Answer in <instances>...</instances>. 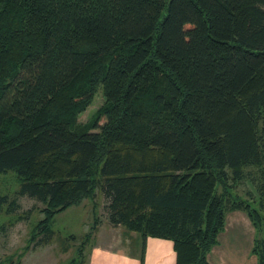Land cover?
<instances>
[{"label": "trees", "instance_id": "trees-1", "mask_svg": "<svg viewBox=\"0 0 264 264\" xmlns=\"http://www.w3.org/2000/svg\"><path fill=\"white\" fill-rule=\"evenodd\" d=\"M9 171L20 185L0 213L16 196L44 203L35 244L98 189L109 223L171 240L176 264H209L226 213L242 210L264 264V0H0ZM243 179L251 202L230 192Z\"/></svg>", "mask_w": 264, "mask_h": 264}, {"label": "rangeland", "instance_id": "rangeland-1", "mask_svg": "<svg viewBox=\"0 0 264 264\" xmlns=\"http://www.w3.org/2000/svg\"><path fill=\"white\" fill-rule=\"evenodd\" d=\"M102 103V93L98 91L90 105L78 114V123L81 126L87 125ZM246 171L253 176L256 175L252 167L247 168ZM19 185L20 181L14 172L0 174L1 194L13 197ZM217 192H221L219 186H217ZM230 192L242 200L251 202L248 193L255 195L254 184L248 179H243L232 187ZM15 198L19 209L12 214L0 213V264H77L79 261L81 264H86L87 252L95 242L94 235L97 227L113 226L108 221L105 198L97 189L92 197L83 198L78 204L71 205L55 214L50 221L53 235L49 243L35 244L30 237L33 228L44 217L42 211L45 207L44 203L25 195ZM29 210V217L25 218L24 215ZM95 224H97L96 228L83 244L81 255L78 254L79 245Z\"/></svg>", "mask_w": 264, "mask_h": 264}, {"label": "crops", "instance_id": "crops-1", "mask_svg": "<svg viewBox=\"0 0 264 264\" xmlns=\"http://www.w3.org/2000/svg\"><path fill=\"white\" fill-rule=\"evenodd\" d=\"M254 238L255 228L246 212H227L224 228L207 254L208 263L258 264L251 252ZM94 239L86 264H176L173 242L169 239L151 236L142 239L139 234L114 225L98 226Z\"/></svg>", "mask_w": 264, "mask_h": 264}]
</instances>
